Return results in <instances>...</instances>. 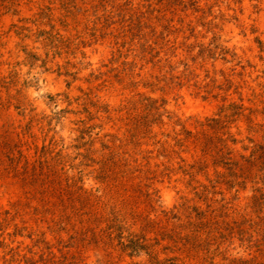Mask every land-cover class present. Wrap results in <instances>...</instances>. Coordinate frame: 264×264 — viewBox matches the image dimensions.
<instances>
[{"label":"rangeland","instance_id":"1","mask_svg":"<svg viewBox=\"0 0 264 264\" xmlns=\"http://www.w3.org/2000/svg\"><path fill=\"white\" fill-rule=\"evenodd\" d=\"M0 264H264V0H0Z\"/></svg>","mask_w":264,"mask_h":264}]
</instances>
